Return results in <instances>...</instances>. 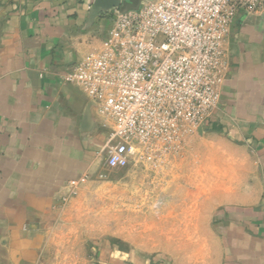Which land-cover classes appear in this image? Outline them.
Wrapping results in <instances>:
<instances>
[{
  "label": "crops",
  "instance_id": "1",
  "mask_svg": "<svg viewBox=\"0 0 264 264\" xmlns=\"http://www.w3.org/2000/svg\"><path fill=\"white\" fill-rule=\"evenodd\" d=\"M118 1L0 0V264H48L61 212L110 169L99 153L110 122L63 75L99 47ZM223 51L219 102L197 131L214 174L172 189L199 196L202 215L171 228L201 233L191 242L174 232L171 255L103 238L97 264H264V4L235 13Z\"/></svg>",
  "mask_w": 264,
  "mask_h": 264
},
{
  "label": "built area",
  "instance_id": "2",
  "mask_svg": "<svg viewBox=\"0 0 264 264\" xmlns=\"http://www.w3.org/2000/svg\"><path fill=\"white\" fill-rule=\"evenodd\" d=\"M264 0H140L114 6L99 47L63 80L110 122L99 153L110 169L156 164L198 131L217 107L227 62L223 41L238 10ZM70 195H75L72 180Z\"/></svg>",
  "mask_w": 264,
  "mask_h": 264
},
{
  "label": "rangeland",
  "instance_id": "3",
  "mask_svg": "<svg viewBox=\"0 0 264 264\" xmlns=\"http://www.w3.org/2000/svg\"><path fill=\"white\" fill-rule=\"evenodd\" d=\"M208 141L194 131L160 163L109 169L87 181L61 212L48 264H97L95 244L103 238L144 242L169 255L174 232L194 242L202 230L172 229L171 221L183 226V221L201 220L199 196H178L172 189H199L200 180L214 174ZM223 167L225 173L231 170L229 164ZM185 205L193 213L183 212Z\"/></svg>",
  "mask_w": 264,
  "mask_h": 264
},
{
  "label": "water",
  "instance_id": "4",
  "mask_svg": "<svg viewBox=\"0 0 264 264\" xmlns=\"http://www.w3.org/2000/svg\"><path fill=\"white\" fill-rule=\"evenodd\" d=\"M120 2L124 3V8L125 9H130V8H137L139 3H140V0H122V1L116 2V3L112 4V5H109L107 8L114 7V6H119ZM107 8H105V9H107Z\"/></svg>",
  "mask_w": 264,
  "mask_h": 264
}]
</instances>
